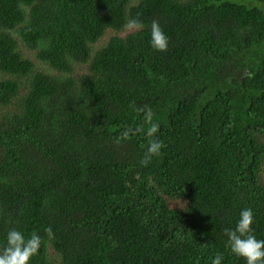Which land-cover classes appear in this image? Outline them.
<instances>
[{"label":"trees","instance_id":"1","mask_svg":"<svg viewBox=\"0 0 264 264\" xmlns=\"http://www.w3.org/2000/svg\"><path fill=\"white\" fill-rule=\"evenodd\" d=\"M132 104L165 145L146 167L148 137L116 143L147 127ZM244 208L264 239V0H0V248L16 228L30 264H246Z\"/></svg>","mask_w":264,"mask_h":264},{"label":"clouds","instance_id":"2","mask_svg":"<svg viewBox=\"0 0 264 264\" xmlns=\"http://www.w3.org/2000/svg\"><path fill=\"white\" fill-rule=\"evenodd\" d=\"M144 27L143 21L139 18L129 19L125 28L130 33L141 31ZM151 47L157 51L167 52L169 37L165 34L159 21L151 22ZM137 116H143L144 124L147 127H129L124 129L116 139V143L131 139L138 134H144L149 138L148 146L140 163L147 166L151 163L153 157L161 155V149L165 146L163 141L156 137L159 131V123L154 122V113L151 107L144 105L136 107L130 105ZM254 213L251 208H244L240 211L239 219L234 228L224 230L227 236V245L230 251L243 257L246 264H264V239H257L254 229ZM49 238H54L52 228L49 226L45 229ZM41 237L33 233L30 237L25 238L24 234L12 228L7 232L6 245L0 248V264H30L33 256L39 254L41 247ZM223 254L217 253L212 259L211 264H222Z\"/></svg>","mask_w":264,"mask_h":264}]
</instances>
